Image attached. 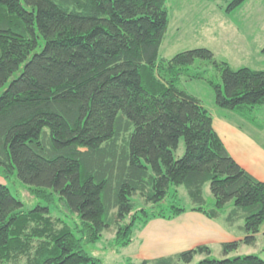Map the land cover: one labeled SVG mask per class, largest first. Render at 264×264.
I'll return each mask as SVG.
<instances>
[{"label": "trees", "instance_id": "trees-1", "mask_svg": "<svg viewBox=\"0 0 264 264\" xmlns=\"http://www.w3.org/2000/svg\"><path fill=\"white\" fill-rule=\"evenodd\" d=\"M168 26L167 0H0V174L46 202L24 210L0 181V264H97L85 243L116 226L114 243L125 246L137 223L184 212L162 206L181 185L209 218L233 202L225 219H243L244 238L224 242L221 259L198 245L139 264H264L258 253L231 255L257 242L264 182L235 161L202 100L179 85L208 79L204 67L191 69L197 60L212 64L222 78L208 79L215 103L256 120L264 70L234 69L206 47L160 59ZM136 195L159 208L138 209ZM57 197L78 215L75 228L51 214Z\"/></svg>", "mask_w": 264, "mask_h": 264}, {"label": "rangeland", "instance_id": "rangeland-1", "mask_svg": "<svg viewBox=\"0 0 264 264\" xmlns=\"http://www.w3.org/2000/svg\"><path fill=\"white\" fill-rule=\"evenodd\" d=\"M230 1H210L209 4L219 6L215 23L213 12L211 20L207 18L203 21L197 11L204 10L189 3L188 0H167L170 23L160 47V59L169 60L179 52L197 47H206L214 52L217 61H226L234 69L250 67L264 70V52H262L264 47V0H247L233 11L227 12L226 9ZM182 14L185 16H180ZM180 17L181 19H179ZM209 24H211V29ZM199 66L207 70L206 77L208 79H212L216 83H222L220 72L212 64L197 60L191 66V69H197ZM208 79L182 77L179 85L182 89L199 97L207 109L211 110L215 107L224 112H229L230 110L219 107L215 103V89ZM252 116L264 124V105L258 106ZM184 151L185 141L181 139L176 156H182ZM0 181L7 184L11 193L23 202L24 210L33 209L38 205H46L43 199L36 197L30 192L29 185L18 176L10 175L6 177L0 174ZM205 196L209 202L214 199L209 183L205 186ZM134 198L138 203V209L141 207L152 208L151 210L159 208L145 205L138 195ZM172 204L185 208L194 206L185 186H171L170 192L162 206L168 211L171 209ZM50 207L51 214L54 217L63 218L74 228L80 224L78 215L70 211L58 197ZM232 207L233 202H230L221 217L224 222H227L225 219L226 213ZM129 220L130 217L126 218L123 223L129 222ZM243 223L244 220L239 218L230 227L236 230L235 232L244 234V230L240 231L238 227L243 225ZM141 225V223H137L132 241L128 245H115L116 226H112L104 231L102 238L98 242L85 243L84 248L91 256L100 260L97 264H139L142 260L132 258V255L137 247V242L134 241L135 234L141 228ZM77 235L80 236V233H77ZM257 238L256 252L264 259V234L257 236ZM248 250V247L243 245L239 249L240 253H238L245 254ZM213 255L219 259L224 257L221 249H214ZM199 259L201 258L197 257L195 261Z\"/></svg>", "mask_w": 264, "mask_h": 264}, {"label": "crops", "instance_id": "crops-1", "mask_svg": "<svg viewBox=\"0 0 264 264\" xmlns=\"http://www.w3.org/2000/svg\"><path fill=\"white\" fill-rule=\"evenodd\" d=\"M210 1L215 0H188L189 3L204 10L197 11L200 19L203 21L207 18L211 20L213 12L216 23V15H218L216 13L219 6L209 4ZM209 28L211 29V24H209ZM209 112L213 117V127L231 156L246 171L264 182V124L257 120L248 119L232 110L224 112L213 107ZM192 207L186 208L184 212L171 219L152 218L143 228H140L135 234L134 241L137 242V247L132 258L142 261L152 260L161 256L176 254L198 245H208L211 250L213 248V250L221 249L222 251L224 242L244 238L245 233L235 232L236 230L230 227L232 224L224 222L222 218H209L202 212L192 210ZM238 227L241 231L242 225ZM263 234L264 223L261 225L257 236ZM257 243L258 238L255 245H244L249 249L245 254L257 253ZM242 247L243 245L239 249ZM239 249L231 255H242V253L239 254Z\"/></svg>", "mask_w": 264, "mask_h": 264}]
</instances>
